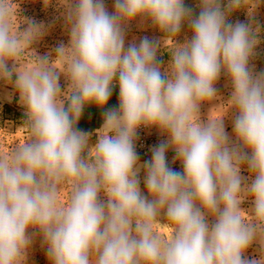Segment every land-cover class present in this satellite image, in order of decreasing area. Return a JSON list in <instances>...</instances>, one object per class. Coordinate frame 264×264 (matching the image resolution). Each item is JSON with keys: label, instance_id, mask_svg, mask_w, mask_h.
I'll return each mask as SVG.
<instances>
[{"label": "clouds", "instance_id": "9594fccd", "mask_svg": "<svg viewBox=\"0 0 264 264\" xmlns=\"http://www.w3.org/2000/svg\"><path fill=\"white\" fill-rule=\"evenodd\" d=\"M64 3L70 42L49 61L30 50L44 26L28 21L21 31L0 0V80L15 75L27 116L24 143L0 154V264H24L37 231L52 264H264V72L249 68L259 28L227 20L242 7L251 15L259 0H228L223 8L222 0H199L195 18L184 0H115L113 13L104 0ZM137 18L168 40L185 22L192 29L190 40L169 49L166 71L155 42L125 47V25ZM26 53L31 67L21 63ZM222 71L233 88L234 141L224 113L211 110L207 122L199 116L201 104L216 98ZM61 74L69 81L64 92ZM114 84L119 107L104 112L90 146L91 134L76 124L86 105L107 104ZM141 126L167 136L142 163ZM169 149L182 172L169 167ZM245 199L250 211L241 208ZM161 213L168 238L153 228ZM254 242L258 259L245 255Z\"/></svg>", "mask_w": 264, "mask_h": 264}, {"label": "rangeland", "instance_id": "374dc122", "mask_svg": "<svg viewBox=\"0 0 264 264\" xmlns=\"http://www.w3.org/2000/svg\"><path fill=\"white\" fill-rule=\"evenodd\" d=\"M6 3L8 4L13 25L15 26L18 20L19 29L21 31L28 26V21H33L44 26V35L31 45L30 50H34L36 56L41 58L47 57L49 61H52L56 57L55 49L61 43L65 46L69 45L70 35L65 20L64 0H50L47 5H45L44 0H6ZM114 3L115 0H104L105 7L109 13L115 11ZM186 7L191 8L193 14L194 9L200 8L199 0H188V5H186ZM241 15L243 16L237 18L233 24L236 22L245 23L242 19L245 16V19L250 21V24H254L253 27H256L257 24L264 25V1L259 0V3L255 4L251 15L247 7L244 9V14ZM124 30L125 47L131 43L138 45L145 37L157 44V60L160 62L162 72L167 70L171 61L169 49L175 47V44H185L193 35L189 24L185 22L179 33H177L172 40H168V35L161 32L150 20H141L140 18L127 23ZM251 61L250 59V70H252L254 74H258V70L252 65ZM21 63L23 66L31 67L34 60L31 55L26 53L21 58ZM15 79L16 77L14 75L11 81L0 80V154L10 153L14 146L23 144L27 136L26 129L23 128L27 120L26 108L21 103L19 92L14 87ZM59 84L62 92L68 89L69 81L63 74L60 75ZM214 87L217 89L216 98L210 102L201 104L199 110L200 120L201 122H207L211 110V115L213 117L224 113L223 123L225 131L234 141L233 121L236 110L234 107H228L233 88L229 77L223 71L219 79L215 82ZM170 152L173 156L176 155L172 149H170ZM139 162L142 163L141 160H139ZM142 174L143 172H141V178ZM241 175L245 177L250 176L246 164L241 168ZM70 191V186L61 189L57 198L58 207L66 205ZM103 199H105V197L101 194V200ZM251 207L250 199H245L241 205V208L246 211H250ZM208 219L211 222L212 218L209 217ZM157 222L160 224H154V230L162 238H168L171 233V228L164 225L167 221ZM34 231L35 230L30 228L29 234L31 235ZM32 240L33 242L27 250L24 264H52L46 253V245H44L43 238L38 231L32 237ZM258 249L259 243L254 242L245 255L249 258L258 259Z\"/></svg>", "mask_w": 264, "mask_h": 264}, {"label": "trees", "instance_id": "16d2710c", "mask_svg": "<svg viewBox=\"0 0 264 264\" xmlns=\"http://www.w3.org/2000/svg\"><path fill=\"white\" fill-rule=\"evenodd\" d=\"M264 1V0H263ZM228 3V0H222V8L225 7ZM185 6L188 5V0H184ZM246 7H242L239 10L233 11L228 15V22L234 23L237 18L243 16L244 9ZM200 12V8L194 9L193 17L198 16ZM245 23L249 24L250 21H247L242 18ZM252 24V23H251ZM254 25V24H253ZM256 27L259 28V43L256 45L254 49V55L251 58V63L259 73L264 72V25L257 24ZM65 107H67V102L65 103ZM119 107V86L118 84H114L112 88V94L103 108L98 107L95 104H89L84 107L83 113L76 124V128L78 130H82L85 133H94L97 130L101 129L104 124V112L108 109Z\"/></svg>", "mask_w": 264, "mask_h": 264}, {"label": "built area", "instance_id": "2783aa9c", "mask_svg": "<svg viewBox=\"0 0 264 264\" xmlns=\"http://www.w3.org/2000/svg\"><path fill=\"white\" fill-rule=\"evenodd\" d=\"M167 139L166 135L161 134V132L155 127H145L141 126L137 129V139L135 141V149L139 155V160L142 162L149 160L151 158V149L153 146L158 145L161 141ZM173 155L170 149L166 153V159L168 161L169 167L176 171H183L182 164L179 160L173 161Z\"/></svg>", "mask_w": 264, "mask_h": 264}, {"label": "crops", "instance_id": "0c3cea01", "mask_svg": "<svg viewBox=\"0 0 264 264\" xmlns=\"http://www.w3.org/2000/svg\"><path fill=\"white\" fill-rule=\"evenodd\" d=\"M103 127V126H102ZM100 130V129H99ZM97 133H98V130L96 131V132H94V133H89V134H91L90 135V140H89V145L90 146H92V145H94L96 142H97V139H98V137H97ZM143 175H144V173L142 174V178H141V181H140V188H141V191L145 194V195H147V189H146V187H145V185H144V182H143ZM157 221H166V218L164 217V215H163V213H161V215L160 216H158L157 218Z\"/></svg>", "mask_w": 264, "mask_h": 264}]
</instances>
